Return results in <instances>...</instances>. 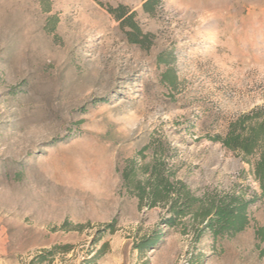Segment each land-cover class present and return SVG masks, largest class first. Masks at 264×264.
Masks as SVG:
<instances>
[{
  "label": "rangeland",
  "instance_id": "1",
  "mask_svg": "<svg viewBox=\"0 0 264 264\" xmlns=\"http://www.w3.org/2000/svg\"><path fill=\"white\" fill-rule=\"evenodd\" d=\"M46 1L0 0V264H264V199L244 232L196 240L122 180L164 149L196 195H260L255 158L210 137L264 116V0H161L154 14ZM120 5L149 50L106 8Z\"/></svg>",
  "mask_w": 264,
  "mask_h": 264
},
{
  "label": "trees",
  "instance_id": "2",
  "mask_svg": "<svg viewBox=\"0 0 264 264\" xmlns=\"http://www.w3.org/2000/svg\"><path fill=\"white\" fill-rule=\"evenodd\" d=\"M47 11L50 10L46 0H41ZM144 11L154 14L161 0H144ZM101 6H105L99 3ZM108 12L120 22L126 32L128 42L149 50L154 36L144 33L135 22L136 13L126 6L106 7ZM158 64L169 65V60L159 57ZM175 78L169 69L166 80L174 85ZM210 141L219 143L227 151L235 153L244 161L254 157L253 175L259 184L260 195L247 199L244 194L236 192L205 191L196 195L188 185L177 178L174 166L165 154L155 151L148 162L138 164L129 160L122 171L125 188L136 197L140 207L148 209L162 208L168 214L165 223L172 228H182L184 234L191 231L196 240L205 233L213 239L232 238L244 232L251 224L250 208L258 199H264V116L262 109H255L232 121L224 135L210 137ZM148 149V148H147ZM143 155V153H141ZM144 159V156L143 158ZM112 227V226H111ZM258 237L264 239V228L257 231Z\"/></svg>",
  "mask_w": 264,
  "mask_h": 264
}]
</instances>
